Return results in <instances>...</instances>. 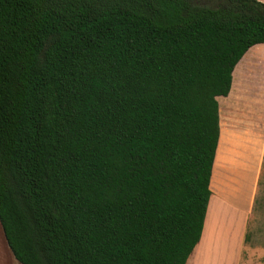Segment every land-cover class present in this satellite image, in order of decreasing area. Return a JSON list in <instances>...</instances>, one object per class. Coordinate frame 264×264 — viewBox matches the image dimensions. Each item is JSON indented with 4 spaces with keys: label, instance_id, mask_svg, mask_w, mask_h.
Returning a JSON list of instances; mask_svg holds the SVG:
<instances>
[{
    "label": "trees",
    "instance_id": "1",
    "mask_svg": "<svg viewBox=\"0 0 264 264\" xmlns=\"http://www.w3.org/2000/svg\"><path fill=\"white\" fill-rule=\"evenodd\" d=\"M199 1L0 0V226L21 264L186 263L216 97L264 42V2Z\"/></svg>",
    "mask_w": 264,
    "mask_h": 264
},
{
    "label": "crops",
    "instance_id": "2",
    "mask_svg": "<svg viewBox=\"0 0 264 264\" xmlns=\"http://www.w3.org/2000/svg\"><path fill=\"white\" fill-rule=\"evenodd\" d=\"M216 99L219 137L210 176L211 193L200 239L185 264H264V248L249 236L264 166V42L248 48L232 70L228 94ZM227 117L231 119L227 125L229 135L238 136L236 141L241 139V147L230 145L219 151ZM241 169L246 171L243 176L238 174ZM241 184L247 188L245 201L233 191ZM0 250V264H21L8 247L1 227Z\"/></svg>",
    "mask_w": 264,
    "mask_h": 264
},
{
    "label": "rangeland",
    "instance_id": "3",
    "mask_svg": "<svg viewBox=\"0 0 264 264\" xmlns=\"http://www.w3.org/2000/svg\"><path fill=\"white\" fill-rule=\"evenodd\" d=\"M202 4H208L210 1L209 0H200L199 1ZM250 110V109H248ZM231 121L230 117L226 118V146H234V148L236 147H241V139L236 141L238 136H234L236 138H231L229 135V130L227 128L230 126L229 122ZM250 127V125L248 126ZM248 132L251 134L252 131ZM249 144H251L250 139L247 140ZM246 172V171H245ZM244 170L241 169L240 172H238V174L240 176H243V174L245 175ZM241 179V177L239 178ZM234 192H236V197L239 198L241 201H245L247 198V188L246 186H242L239 185L237 186V188L235 190H233ZM1 227V226H0ZM249 236L252 242H255L254 244L261 246L262 248H264V166L261 170L260 173V178H259V182H258V188H257V192H256V202H255V207H254V214L251 218L250 221V231H249ZM3 255V251L0 250V256Z\"/></svg>",
    "mask_w": 264,
    "mask_h": 264
},
{
    "label": "bare ground",
    "instance_id": "4",
    "mask_svg": "<svg viewBox=\"0 0 264 264\" xmlns=\"http://www.w3.org/2000/svg\"><path fill=\"white\" fill-rule=\"evenodd\" d=\"M210 218H211V217H210ZM211 219H212V218H211ZM211 219H210V220H211ZM209 223H210V222H209ZM210 224H211V223H210ZM207 225H208V224H207ZM207 227H208V228H210V227H211V225H210V226H207Z\"/></svg>",
    "mask_w": 264,
    "mask_h": 264
}]
</instances>
